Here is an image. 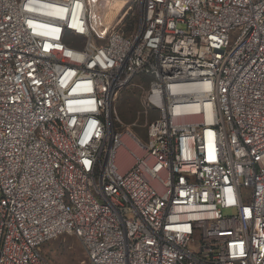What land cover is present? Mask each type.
Here are the masks:
<instances>
[{"label": "built area", "instance_id": "built-area-1", "mask_svg": "<svg viewBox=\"0 0 264 264\" xmlns=\"http://www.w3.org/2000/svg\"><path fill=\"white\" fill-rule=\"evenodd\" d=\"M113 1L0 0V264H264V0Z\"/></svg>", "mask_w": 264, "mask_h": 264}, {"label": "rangeland", "instance_id": "rangeland-1", "mask_svg": "<svg viewBox=\"0 0 264 264\" xmlns=\"http://www.w3.org/2000/svg\"><path fill=\"white\" fill-rule=\"evenodd\" d=\"M114 1L112 5H114ZM122 4L124 6L125 0L117 2V5ZM107 12L104 20L107 17ZM121 15L122 12L120 13ZM130 15H127L124 19L123 25L125 27L132 22ZM148 86V80L134 79L127 87L118 92L112 104L117 120L124 125L134 126V131L141 139L146 137V128L150 122L158 117L156 111L146 113L143 109V101L146 97ZM42 255L49 264H84L86 260L82 244L72 235H63L48 242L42 248Z\"/></svg>", "mask_w": 264, "mask_h": 264}, {"label": "bare ground", "instance_id": "bare-ground-1", "mask_svg": "<svg viewBox=\"0 0 264 264\" xmlns=\"http://www.w3.org/2000/svg\"><path fill=\"white\" fill-rule=\"evenodd\" d=\"M114 2V5H112L107 12V17L105 19V23L107 25H110L112 22H116V17L118 18L122 12L123 4L117 5V2H122V0H115Z\"/></svg>", "mask_w": 264, "mask_h": 264}]
</instances>
